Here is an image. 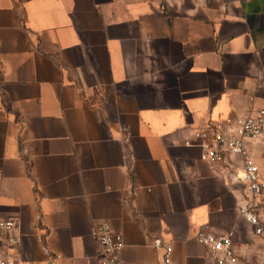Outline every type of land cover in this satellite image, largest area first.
Segmentation results:
<instances>
[{"label": "crops", "instance_id": "crops-1", "mask_svg": "<svg viewBox=\"0 0 264 264\" xmlns=\"http://www.w3.org/2000/svg\"><path fill=\"white\" fill-rule=\"evenodd\" d=\"M251 96L264 107V0H0V218L18 222L0 263L99 264L104 222L123 264H164L156 239L212 264L205 227L264 264L225 177L240 157L203 161L194 136ZM246 148L264 180V138Z\"/></svg>", "mask_w": 264, "mask_h": 264}, {"label": "built area", "instance_id": "built-area-1", "mask_svg": "<svg viewBox=\"0 0 264 264\" xmlns=\"http://www.w3.org/2000/svg\"><path fill=\"white\" fill-rule=\"evenodd\" d=\"M249 110L245 115L209 120L208 124L195 132V139L201 147L200 158L210 163H219L225 153L240 157L238 168L225 174L226 179L242 191L239 214L254 228L257 235L264 234V180L260 176L258 164L246 148L247 140L264 138V107L255 105L254 97L248 101ZM186 144H191L187 141ZM18 226L14 219H1L0 230L11 231ZM99 254V264H123L120 250L123 247L120 233L110 229L107 223L97 224L92 231ZM198 242L208 248L212 264H242L234 250L232 232L213 233L208 227L197 233ZM18 242V236L10 239ZM155 248H163L164 264H173L172 247L161 240L154 241ZM61 255H53L47 264H58ZM0 264H15L2 261Z\"/></svg>", "mask_w": 264, "mask_h": 264}]
</instances>
